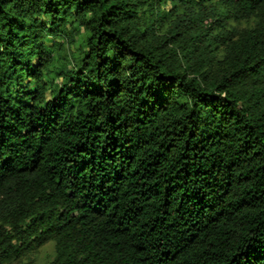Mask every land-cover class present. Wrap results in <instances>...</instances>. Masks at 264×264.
<instances>
[{
	"label": "trees",
	"instance_id": "obj_1",
	"mask_svg": "<svg viewBox=\"0 0 264 264\" xmlns=\"http://www.w3.org/2000/svg\"><path fill=\"white\" fill-rule=\"evenodd\" d=\"M49 241L264 264V0H0V264Z\"/></svg>",
	"mask_w": 264,
	"mask_h": 264
},
{
	"label": "rangeland",
	"instance_id": "obj_2",
	"mask_svg": "<svg viewBox=\"0 0 264 264\" xmlns=\"http://www.w3.org/2000/svg\"><path fill=\"white\" fill-rule=\"evenodd\" d=\"M68 48L74 50V46L71 43H65L62 53H67ZM52 256L53 242L49 241L36 249L29 250L9 264H44L51 259Z\"/></svg>",
	"mask_w": 264,
	"mask_h": 264
}]
</instances>
